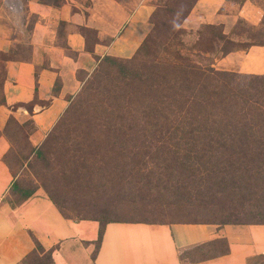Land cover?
I'll use <instances>...</instances> for the list:
<instances>
[{
    "label": "crops",
    "instance_id": "0c3cea01",
    "mask_svg": "<svg viewBox=\"0 0 264 264\" xmlns=\"http://www.w3.org/2000/svg\"><path fill=\"white\" fill-rule=\"evenodd\" d=\"M157 0H0V264H25L33 239L51 264H256L264 260V223L139 222L63 217L36 188L11 205L13 174L3 160L11 146L9 117L30 121L27 143L38 145L78 91L79 73L104 56L128 59L150 31ZM264 0H193L185 30L219 27L236 41L243 20L255 25ZM235 37H232L234 36ZM241 39H244L243 37ZM217 70L264 76V44L235 46L213 60ZM27 264V263H26Z\"/></svg>",
    "mask_w": 264,
    "mask_h": 264
},
{
    "label": "rangeland",
    "instance_id": "374dc122",
    "mask_svg": "<svg viewBox=\"0 0 264 264\" xmlns=\"http://www.w3.org/2000/svg\"><path fill=\"white\" fill-rule=\"evenodd\" d=\"M189 1L157 0L150 31L135 55L128 59L103 57L91 71L79 73L78 91L34 148L27 143L32 130L27 121L21 123V129L9 127L7 137L11 146L3 160L15 178L12 194L7 197L11 204L22 197L20 191L42 189L43 183L64 214L72 218L94 216L101 223L117 219L220 224L262 219L251 216L250 211L264 206V192L261 187L249 186V180L233 189L220 190L207 179L206 173L210 171L205 170L211 167L208 163L203 168L193 165L191 170H183L180 162L172 165L162 153L158 158L141 162L136 172L130 169L132 163L117 161L113 151L122 144L131 145L117 137L121 133L157 132L168 128L172 120L161 118L167 114L163 111L166 107L170 111L165 117L169 119L179 114L184 123L182 129H185L188 121L210 118V113H218L226 101L235 102L226 97L227 89L241 90L249 83L251 88L260 91L249 99L264 105V76L246 77L228 72L229 75H221L218 81H213L190 73L184 82L179 72V67L187 65L222 71L213 67L214 58L221 52L235 46L264 44V11L255 25L239 21L235 27L237 40L228 41L221 36L219 27L203 26L197 30L180 27ZM237 1L241 4L244 0ZM2 76L0 61V85ZM173 88L176 89L173 91ZM192 88H195L194 97L201 103L199 110H180L179 101L187 98ZM246 96L250 97L248 93ZM72 155L78 171L93 165V179L87 181L76 170H66L68 165L64 161ZM239 174L256 176L252 170ZM36 257H29L26 263L43 262L42 257ZM256 264H264V260Z\"/></svg>",
    "mask_w": 264,
    "mask_h": 264
},
{
    "label": "trees",
    "instance_id": "16d2710c",
    "mask_svg": "<svg viewBox=\"0 0 264 264\" xmlns=\"http://www.w3.org/2000/svg\"><path fill=\"white\" fill-rule=\"evenodd\" d=\"M192 1L193 0H190L188 4ZM53 3L57 4V0H53ZM104 57L107 59H115L108 56ZM4 59L5 56L0 54V61L2 62ZM179 68V72L182 73V80L184 82L188 79L186 76L190 73H193L196 76H202L203 78H209L213 81H218L221 75H229V73L225 71H214L211 69L205 70L193 65ZM175 89L176 88H173V91ZM227 90L229 93H227L226 97L230 99L233 98L235 102L229 104L226 101V104L220 107L218 113H210L212 115L210 118L188 121L185 129H182L184 123L181 122L182 119L178 116L179 114H176V116L170 117L169 119L165 117L170 111L169 107H166L163 111L167 114L163 115L164 117L161 118H164L167 121L172 120L171 124H168L170 125L168 128L156 130L157 132L121 133L120 135H117V137H122L124 138V141H129L131 143L128 147H126L125 144H122L123 146H118L117 149L113 150L118 157L117 161L121 160L132 163L130 169L138 172L141 162L158 158L163 153L162 156L172 162V165H176L177 162H180L179 164L183 170H191L193 165H196L197 168L198 166H202L203 168L205 163L210 164V169L205 170L210 171V173H206L207 179L211 185H216L220 190H224L225 188L233 189L241 182L249 180L251 182L249 186L261 187L262 192H264V105L257 104L258 102L256 99H253L252 101L249 99L260 91L259 89L251 88L249 83H247L245 88L241 90L239 89L233 92L229 89ZM194 93L195 88H192L190 93L188 92V95H186L187 98H182L179 101L180 104L178 107L180 110L182 108H192V110L195 108L196 111L199 110L198 106L201 103L194 97ZM247 93L250 96L248 98L246 96ZM180 97L183 96H178V98ZM188 98H190V100ZM192 103H194V105L190 107ZM146 118H148V116ZM27 122L31 125V128H33L31 122ZM22 125L23 124H18L13 118L9 117L5 122L3 132L8 136V129L10 126L21 129ZM157 146L162 147V149H160L161 151L158 150ZM111 149L113 148L111 147ZM40 153L41 151H39V155ZM73 157L74 155L66 158L64 161V164L68 165V169L66 170L70 172L75 171L78 168V166L76 167L74 164L75 160H73ZM92 169L93 165L91 168H80L79 170L82 174L80 171H76L84 180L88 181L95 177L91 174ZM248 170H252L256 176L239 174V172H247ZM217 175H220V177L217 178ZM99 176H101L103 180L107 179L103 175ZM101 183L105 184L104 182ZM41 187L63 217L70 219H91L99 223L95 245H97L100 240L102 225L105 222H130L128 220L107 219L101 223L99 218L94 216L72 218L63 213L61 205L58 204L51 195L48 187L43 183ZM11 188H14V183H12ZM20 192L22 197L14 204L24 200L32 193V191L27 193ZM250 214L251 216L262 219L251 222L231 221L222 223H264V206H258L256 210H251ZM33 244V252L26 260H28L29 257L36 255V258H43V262L38 261L37 264H51L52 261L49 252H43L41 246L34 239Z\"/></svg>",
    "mask_w": 264,
    "mask_h": 264
}]
</instances>
